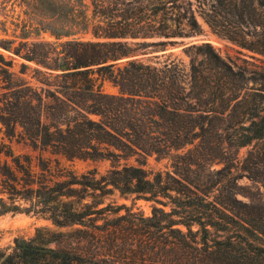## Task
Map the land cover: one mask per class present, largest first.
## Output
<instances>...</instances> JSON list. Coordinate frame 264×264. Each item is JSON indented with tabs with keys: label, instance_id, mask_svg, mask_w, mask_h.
Returning a JSON list of instances; mask_svg holds the SVG:
<instances>
[{
	"label": "trees",
	"instance_id": "obj_1",
	"mask_svg": "<svg viewBox=\"0 0 264 264\" xmlns=\"http://www.w3.org/2000/svg\"><path fill=\"white\" fill-rule=\"evenodd\" d=\"M10 1H2L0 16L7 17L4 4ZM178 2H138L135 7L121 11L119 19H113L104 7L99 11L95 7L89 15L83 3L76 9L68 0H20L19 5L26 6L27 19L20 22L17 18L15 27L20 28V34L13 33V39H0V48L42 66L45 71L35 70V73L43 77V82L53 77L55 88L60 89L47 92L48 97L61 111L75 113L81 121L76 120L72 129L67 124L63 131L59 126L46 125L42 121L43 113L38 109L35 111L37 128L16 133L15 128H8V120L0 116V122L5 126V129L0 128V216L31 213L49 220L57 229L81 228L74 231L77 235L75 247L67 245L68 234L37 228L30 239L15 238L12 252L3 255L0 264H113L103 255H89L79 245L86 238L101 241L99 225L93 222L103 211L98 208L101 198L111 189L122 195H134L138 200L168 206L169 212L154 207L152 220H156V226L164 222L162 228L170 233L171 244L181 251L187 262L193 259L187 264H264V207L251 201L242 204L235 197L214 202L207 201L206 194L201 198L194 194L195 199L185 194L181 197L183 191L190 192L191 183L187 179L179 181L166 173L180 189L162 184L161 173L153 175L151 170L143 167L147 157L155 154L157 159L164 158L170 150H179L196 139L200 144H225L228 151L253 146L248 161H264V68L257 77L254 73L245 76V70H234L208 44L197 47L203 61L198 64L191 61L187 79L176 65L157 69L136 58L122 61L132 58L140 50L172 44L170 38L197 32L198 26L191 12L182 15L181 19L188 32H177L166 25L168 20L180 25V19L172 16L180 14ZM216 7L223 18L230 17L234 23L246 27H259V34H255L258 40L249 45L235 32L223 34L230 41L264 57V0H216ZM214 24L212 21L215 27ZM0 31L7 35L6 21L0 20ZM89 32L94 40L76 37ZM43 33H48L54 42L39 41ZM64 38L68 40L60 42ZM149 38L165 40L145 41ZM58 47L61 51H57ZM120 63L125 64L120 66ZM203 64L208 68L197 66ZM11 67L12 61H5L0 55V80L6 84L5 88L22 86V83H12L13 75L8 72ZM21 67L27 69L25 64ZM237 77L260 84L250 100L247 97L239 99L236 93L239 88L233 85ZM106 82L116 89L115 93L104 90ZM186 83L190 87L187 93ZM24 97L16 93L17 100ZM226 106L231 108L225 115ZM139 107L152 111L164 122L167 130L162 132L165 138L159 147L149 144L153 133L143 115L136 112ZM210 114L221 115L217 120L223 135H217L213 141L208 138L211 134L206 137V133L192 131L197 127L202 129L200 120ZM88 115L100 119L91 121L87 119ZM15 118L19 116L15 114ZM81 137L99 143H107L105 140L122 143L128 138L129 143L125 145L130 154L127 156H135L140 166L124 164L120 169L112 166L107 176L99 178L96 170L77 175L62 166L59 159L53 161V166L51 159L39 155L35 164L32 156L17 153L12 144L13 141L26 144L29 140L35 147L38 141L42 151L51 148L53 155H60L70 162L93 158L89 149L96 152L95 146L82 147ZM65 144L68 149L63 148ZM220 160L227 158L221 156ZM173 161L175 164V159ZM171 191L178 196L172 195ZM86 198L91 202L88 203ZM236 204L243 205L245 211L234 213ZM159 214L164 218L157 220ZM88 226L93 229L92 233L83 229Z\"/></svg>",
	"mask_w": 264,
	"mask_h": 264
},
{
	"label": "rangeland",
	"instance_id": "obj_2",
	"mask_svg": "<svg viewBox=\"0 0 264 264\" xmlns=\"http://www.w3.org/2000/svg\"><path fill=\"white\" fill-rule=\"evenodd\" d=\"M2 1L4 0H0V7ZM68 1L76 9L80 8V3H83L87 6L89 15L92 14L95 7H97V11H99L100 7L108 8L111 18L115 19L116 17V19H119L118 16L121 14V11L135 7L138 2L148 0ZM5 4V14L7 17L0 16V20L6 21L7 35H3L0 31V39H13V33L15 35L20 34V28L16 29L15 27V23L18 22L17 18L20 22L27 19V16L24 14L26 6L19 5L20 0H12ZM178 5L180 7V14L172 16L173 19H180V25L170 20L166 21V25L177 32H188L185 22H182L181 19L182 15L191 12L198 26L197 32L184 37L170 38L169 41H172V44L140 50L132 59L136 58L144 64L156 67L157 69L165 66L166 68H170L172 65H176L180 69L183 78L187 79L191 61L193 60L195 64L203 61V57L198 54L197 47L208 44L226 63L233 66L234 70L240 68L245 70V76L254 73V76L257 77L261 69L264 68V57L258 52L250 51L246 47H241L239 44L230 41L223 33L235 32L242 39L243 43L249 45L258 40L259 37L255 34H259V27H246L240 23H234L230 17L225 16L223 18L221 15L219 16L216 0H179ZM212 21L215 23V27L212 26ZM76 37H80L84 41L94 40L90 32L85 35H77ZM38 40L50 43L54 42V39L48 33L41 34ZM66 40L68 39L64 38L60 42H65ZM164 40V38H149L145 41L157 42ZM57 51H61V48L58 47ZM0 55L5 61H12V67L8 68V72L13 75L12 83H22V86L5 88L6 84L0 80V116L8 120V128H15L16 133L23 132V130H35L37 128L35 125L37 119L35 111L38 109L42 111V121L46 125L50 126L53 124L59 126L63 131H65L67 124L72 129L76 120L81 121V118L75 113H64L61 111L60 108L56 107L53 100L48 97L47 92H54L56 91L55 89L60 91V89L55 88L57 86L53 77L47 78V82H43V77L35 73V70L44 72L45 69L42 66L34 62H28L2 48H0ZM128 59L130 58L123 59L122 61ZM21 64H25L27 69L23 70ZM124 64L120 63L119 65L122 66ZM197 66L208 68L204 64ZM55 74L54 72L53 76ZM187 83L184 84L186 93L190 91ZM233 85L239 88V91L236 92L239 99L247 97L250 100L251 94L256 93L260 88L258 82L254 84L253 82L243 81L241 77H237ZM104 90L110 93L116 92V89L107 82L104 84ZM17 92L25 95V97L17 100ZM16 102H18L17 107ZM233 104L234 102H232ZM231 106L229 108L228 106L224 107L225 115L230 111ZM136 112L139 115H143L144 122L148 124L149 131L153 133L149 144L159 147L165 138L162 132L167 130L163 126L164 122L145 107H139ZM15 114L19 118H15ZM220 117L221 115L210 114L206 119L200 120L202 129L197 127L192 129V131L206 133V137H208V134H211L208 138L209 141H213L217 135H223L219 129L221 124L217 120ZM87 119L97 122L100 118L88 115ZM0 128L5 129V126L1 122ZM50 129L53 130V127ZM128 140V138H124L122 143L112 142V140L111 142L105 140L107 143H99L81 137V146L90 147L94 145L96 152L89 149L90 155L93 158L74 160L73 162L67 161L60 155H53L51 148L42 151L41 142L38 141L35 147H33L29 140L26 141V144L23 142L18 144L15 141L12 144L17 153L32 156L35 164L38 163L36 157L39 155L45 159H51L53 166V161L59 159L62 166L74 171L77 175L96 170V177L99 178L100 176H107L108 170L112 166L117 167V169H120L124 164L127 166H140L135 156H127L130 154L125 145L129 143ZM68 147V144L63 145L64 149H68ZM252 151L253 146L228 151L225 144L222 146L217 145L215 142L200 144V140L196 139L192 144L185 145L179 150H170L167 156L166 154L163 156L164 158L157 159L155 154L147 157L146 166L143 167L151 170L153 175L161 173L162 184L180 188L168 178L166 173H169L179 181L187 179L191 183L189 185L190 192L183 191L181 197H184L185 194L195 199L194 194L200 198L206 194L205 198L207 201L213 202L235 197L242 204L251 201L256 206L263 208L264 161L256 159L254 162L248 161V156ZM116 155L127 158H117ZM221 156L227 158V160H220ZM174 159L175 164H173ZM108 188L111 189L110 186ZM170 193L178 196L175 192L171 191ZM101 199L102 203L98 208H103V211L97 215L98 220L93 222L99 225L98 230L101 241L96 242L93 239L86 238V240H81L82 243L79 244L86 249L89 255H99L100 257L103 255V258L111 260L113 264H187L193 260L190 259L187 262L183 259L181 251L171 244L172 238L170 233L162 228L164 222L156 226V220H152V210L154 207L160 208L164 212H169L170 208L168 206H162L143 199L138 200L135 199L134 195H122L114 189H111L108 194H104ZM160 199L164 202L168 201L164 198ZM86 201L89 203L91 199L86 198ZM233 211L240 214L245 211V207L241 204H236ZM162 217L159 214L156 216V219H163L164 217ZM37 228H48L52 231L68 234L66 239L67 245L75 247L77 245V240H75L77 235L74 234V231L81 227L72 226L57 229L49 220L36 217L31 213L17 212L1 215L0 261L3 255L12 252L15 238L30 239L34 236ZM83 229L88 233L93 232L90 226Z\"/></svg>",
	"mask_w": 264,
	"mask_h": 264
},
{
	"label": "water",
	"instance_id": "obj_3",
	"mask_svg": "<svg viewBox=\"0 0 264 264\" xmlns=\"http://www.w3.org/2000/svg\"><path fill=\"white\" fill-rule=\"evenodd\" d=\"M130 59H132V58H130Z\"/></svg>",
	"mask_w": 264,
	"mask_h": 264
}]
</instances>
